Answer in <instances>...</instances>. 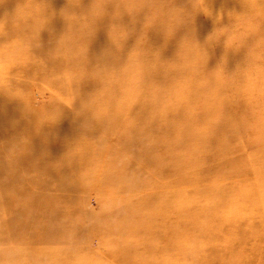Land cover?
<instances>
[{"label":"rangeland","instance_id":"1","mask_svg":"<svg viewBox=\"0 0 264 264\" xmlns=\"http://www.w3.org/2000/svg\"><path fill=\"white\" fill-rule=\"evenodd\" d=\"M96 2L0 29V264H264V0H153L111 60Z\"/></svg>","mask_w":264,"mask_h":264},{"label":"clouds","instance_id":"2","mask_svg":"<svg viewBox=\"0 0 264 264\" xmlns=\"http://www.w3.org/2000/svg\"><path fill=\"white\" fill-rule=\"evenodd\" d=\"M109 3L113 5L112 19L115 21V23H113L111 26L112 46L110 48H106L101 54L105 60L115 59L119 55L122 47L121 41L128 40L129 37L135 33V25L142 24L145 28H149L153 26L156 19V17L151 14L153 0H140L139 3H137V0H103V2H99L98 0V2L93 3L86 12L81 14L87 17H91L93 20H96L102 16L108 15ZM38 4L42 6L38 12L25 11L23 8H21L15 15L9 16L6 13L2 18H0V29L4 28L7 25L10 18L13 23L18 22L19 20H24L25 22H27L28 19H31L33 21L31 25L33 36L39 35V33L43 31L49 23V4L48 0H41V2ZM141 13H143L142 16ZM77 15V11L74 7L71 6L67 7L60 13L62 19L69 21L75 20L77 18ZM164 15L167 17V22L165 23L166 32L168 34H171V32L173 31V27H180L184 24L186 9L184 6H177L176 4H173L172 6L168 7ZM124 16H128L130 18V24L132 25L131 28L121 23ZM216 21H220L219 16L216 18ZM236 30L237 25L233 28L224 27L216 29L208 37V40L217 39L220 35L227 34L228 39L226 43L229 46V38ZM143 40V35L139 36V38L136 40V47L131 50L129 55L130 62H140L141 52L139 51V47ZM222 67L223 65H221V70ZM0 90L9 92V90L7 89ZM90 102H94V100ZM85 106L87 107V104Z\"/></svg>","mask_w":264,"mask_h":264},{"label":"bare ground","instance_id":"3","mask_svg":"<svg viewBox=\"0 0 264 264\" xmlns=\"http://www.w3.org/2000/svg\"><path fill=\"white\" fill-rule=\"evenodd\" d=\"M147 83H149V82H147ZM121 96V95H120Z\"/></svg>","mask_w":264,"mask_h":264}]
</instances>
